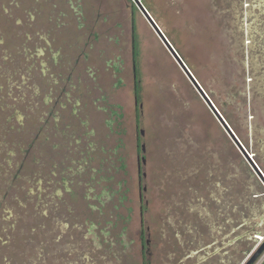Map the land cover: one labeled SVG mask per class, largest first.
Here are the masks:
<instances>
[{
    "label": "rangeland",
    "instance_id": "1",
    "mask_svg": "<svg viewBox=\"0 0 264 264\" xmlns=\"http://www.w3.org/2000/svg\"><path fill=\"white\" fill-rule=\"evenodd\" d=\"M138 2L264 176V0ZM0 39V121L18 103L19 141L35 145L0 166V264H200L235 220L253 234L223 264H247L264 242L262 180L137 4L0 0ZM49 110L59 120L39 130Z\"/></svg>",
    "mask_w": 264,
    "mask_h": 264
},
{
    "label": "trees",
    "instance_id": "2",
    "mask_svg": "<svg viewBox=\"0 0 264 264\" xmlns=\"http://www.w3.org/2000/svg\"><path fill=\"white\" fill-rule=\"evenodd\" d=\"M132 2H133V7H136L135 0H132ZM1 42L2 41L0 39V44H1ZM133 57H134V60H135V57H136L135 51L133 52ZM54 60L55 59H53V61ZM24 70H25V72H23V74L20 75V77H21L20 80L21 81L26 80L24 77H26L27 79H29L31 77L30 69L28 68V69H24ZM41 71H42V75H44V74H46L48 72V69L44 66ZM17 72H19V71H17ZM0 74H2L1 71H0ZM57 75H59V74H57ZM53 77H54V75H53ZM54 79H53L54 84L58 83V81H62V77H61L60 80H59V78L56 81ZM135 86H136V84H135ZM1 88L2 87H0V91H1ZM135 91H137V90H135ZM68 92H69L68 89H66L64 91L62 90V93H63V95L66 98L69 96ZM49 101H50L49 97L45 98L44 104H46ZM5 107H6V109L9 110V114L4 117L3 121H0V133H1V135L3 137L5 136V139L3 140V142L0 141V151L2 149V153L8 156V160L5 162V160H2L0 158V166L4 165L3 163H5V165L7 164V167H10V164H12L13 161L18 158V160H15L16 161L15 168L17 167V169H18V168H20L21 166H23L25 164V158L30 153V150L34 149V147H35L34 140H31L27 144L25 142H23V141H21V142L19 141L21 132L30 131V129H28L26 131L27 127H25L23 125V117H25V115H23V112H22V110L20 108L21 106L18 103L16 104L14 102V103H11V104H6ZM45 113H47L48 116L43 115L39 119L40 122H42V124H43L39 128V130H42V131H45L48 128L47 121H51L53 123H57V121L59 120V116L56 115V114H53L51 112V110H49V111H47ZM111 113H112L113 116H116L117 118L120 117V116L117 115V113L115 111H112ZM27 119L29 121V117H27ZM47 119H51V120H47ZM107 123L110 125L111 122L108 121ZM46 131H49V130L47 129ZM9 138L11 140H9ZM45 139H47V138H45ZM88 146L93 147V145L91 143H89ZM2 153L0 154V157L2 156ZM90 171L94 172L93 169H91ZM14 177H16V175H14ZM69 182H70V179H69V175H68V179L67 180L64 179L62 181V188H63V192L72 194V191L70 190V188H68ZM41 185H42V181H40V180L37 181L36 186H38V191H39V188L41 187ZM29 194H31V190H29ZM114 194L115 193L109 194V191H105V190L101 191L100 196H97V200L99 201L100 206H103L105 201H109L111 199V196H113ZM60 195H61V192L57 191L56 192V197L59 198ZM103 197L105 198V201L101 200ZM1 203L2 202H0V205H2ZM4 213H6V211H4ZM93 231H94V226L91 225L90 228L88 229V232L91 233Z\"/></svg>",
    "mask_w": 264,
    "mask_h": 264
},
{
    "label": "water",
    "instance_id": "3",
    "mask_svg": "<svg viewBox=\"0 0 264 264\" xmlns=\"http://www.w3.org/2000/svg\"><path fill=\"white\" fill-rule=\"evenodd\" d=\"M137 6L140 8V10L142 11V13L144 14V16L146 17V19L148 20V22L150 23V25L152 26V28L154 29L155 33L158 35V37L162 40V42L165 44V46L167 47V49L169 50V52L171 53V55L174 57V59L176 60V62L178 63V65L180 66V68L183 70V72L185 73V75L187 76V78L189 79V81L191 82L192 86L196 89V91L200 94V96L202 97V99L204 100V102L206 103L207 107L212 111V113L214 114L215 118L219 121L220 125L223 127V129L225 130V132L228 134V136L231 138V140L236 144V146L239 148L240 152L243 154V156L249 160L247 154L245 153L244 149L242 148V145L240 144V142L238 141V139L236 138V136L234 135V133L232 132L231 128L229 127V125L226 123V121L222 118V116L219 114V112L216 110V108L212 105V103L210 102V100L208 99V97L205 95V93L203 92L202 88L199 86V84L196 82V80L194 79V77L190 74V72L188 71V69L186 68L185 64L182 62V60L180 59V57L177 55V53L173 50V48L170 46V44L168 43L167 39L164 37V35L161 33V31L158 29V27L155 25V23L153 22V20L150 18V16L148 15V13L146 12V10L142 7V5L140 4V2H138V0H135ZM133 69L134 65H133ZM250 163H252L249 160ZM255 174L258 176V178L261 179L262 174L261 172L258 170V168L255 166V164H251ZM262 183L264 184V179H261ZM264 249V242L261 245V247L258 249V251L252 256V258L247 262V264H251L252 262H254V260L256 259V257L262 252V250Z\"/></svg>",
    "mask_w": 264,
    "mask_h": 264
},
{
    "label": "flooded vegetation",
    "instance_id": "4",
    "mask_svg": "<svg viewBox=\"0 0 264 264\" xmlns=\"http://www.w3.org/2000/svg\"><path fill=\"white\" fill-rule=\"evenodd\" d=\"M255 2L256 1H253V3H255ZM261 6H262L261 3L257 2L254 7L256 9H259V8H261ZM261 15L264 16V12H262V14H259V16H261ZM140 148H141V146H140ZM143 152H144V146H142V148L140 150V153L137 156V161L139 162L138 163V174H139L140 178L144 177L143 176L144 173L142 172V167L146 164V160H145L144 156L142 155V154H144ZM263 186H264V184H263ZM263 215H264V213H263ZM235 221L238 223V225L236 227V229H237L236 230V234L234 236H232L233 232H235V231H231L229 234H226L225 237L222 238V240L217 241V242L220 243V246L218 248L216 246L214 248V252H212L210 254L205 253L204 256L199 257L198 263H200V264H204L205 263L206 264V262H207V264H210V261H212L213 257H218L217 261L219 262V264H223V257H225L226 259H229V257H230L229 256V251H228L229 247H235V246L237 247L238 244H239L238 246H241L240 245L241 243H243L245 240L249 239L250 235L253 234V232L252 231L241 232V230H239V228L241 226H243L244 221H242L241 223H240V220H235ZM239 223H240L241 226L239 225ZM219 230H221V229L219 228ZM217 234L219 235L220 233L217 232ZM230 236L232 237L231 239H229ZM224 239H226V241H224ZM216 243H214V242L210 243L209 245L206 246L205 250H207V248H210L213 245H216ZM147 244L148 243L146 242L143 245V248H145V246H147ZM219 249H221V250L226 249V251H224L223 253L219 254V252H218ZM201 250H203V249H201Z\"/></svg>",
    "mask_w": 264,
    "mask_h": 264
},
{
    "label": "snow or ice",
    "instance_id": "5",
    "mask_svg": "<svg viewBox=\"0 0 264 264\" xmlns=\"http://www.w3.org/2000/svg\"><path fill=\"white\" fill-rule=\"evenodd\" d=\"M261 179H264V177H261ZM216 187H219V184L216 185ZM262 195H264V189H259Z\"/></svg>",
    "mask_w": 264,
    "mask_h": 264
}]
</instances>
